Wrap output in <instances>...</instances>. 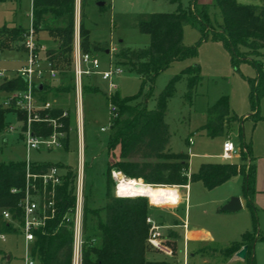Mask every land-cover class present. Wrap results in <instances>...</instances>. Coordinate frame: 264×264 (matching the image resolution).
<instances>
[{"label":"trees","instance_id":"16d2710c","mask_svg":"<svg viewBox=\"0 0 264 264\" xmlns=\"http://www.w3.org/2000/svg\"><path fill=\"white\" fill-rule=\"evenodd\" d=\"M97 1H103V5H106L110 0H80V45L82 51L91 53L109 48L106 43L90 42L88 38L89 29L84 22L83 10L86 5ZM168 1L176 4L172 12H141L136 16L137 29L149 37L146 46L120 45L114 52L115 65L123 66L127 72L138 75L142 87L147 86L148 90L145 93L141 91L139 97L120 96L117 91L108 96L109 103L115 107V115L113 117L109 115L110 132L107 146L110 152L118 147V158L116 161L108 162L105 199L99 209L92 214L95 218L92 223H87L88 213L95 209H90L84 198L81 264H172L166 259L147 258L148 252H151L146 241L149 228L146 217L150 204L145 196L114 195L110 187V181H113L110 175L112 169L127 178H135L144 183L168 185L175 197L177 196L175 185L200 180L205 188L211 189L240 174L246 205L253 213L252 229L242 232L239 240L230 242L220 249V253L228 258L241 246L246 245L247 264H254L250 257L253 244L255 240L264 241V233L260 231L257 233L255 208L252 203L256 169L248 146L243 145L240 148V164L203 162L197 171L187 176L189 156L182 151L169 150V128L164 119L167 99L171 96L175 81L182 74L174 75L168 80L155 97L153 108H147L146 104L154 77L172 60L195 55L196 45H184L182 36V26L191 23L198 27L201 38L210 35L213 39L220 40L229 51L233 63L240 59L251 61L255 77L248 82L250 98L255 105L258 94H264V62L249 55L264 59V4L212 0L211 4L218 9L221 18L220 23L213 25L209 5L197 3L196 0H186V5L182 0ZM74 11L75 0H32L33 30L45 31L52 38L54 46L50 47L46 57L52 66L60 71V82L57 86L43 84L41 89L36 88L42 102L48 99L49 92L74 91L68 73L71 64ZM25 32L26 29L22 26L2 25L0 45H3L5 40L19 43ZM21 47L22 45L18 49ZM183 74L188 78L186 95L189 96L199 79L198 65L188 66ZM24 87L23 78L17 74L10 78L4 77L0 81V91L23 90ZM87 88L82 86V91ZM9 110L0 105V131L5 128L4 118ZM62 110V107H53L47 112L51 116H56ZM206 115L207 119L200 129L208 136L221 135L225 123L234 119L230 114L227 96L219 97L210 105L206 109ZM18 116L22 117L20 113ZM64 120L67 126L68 117ZM40 131L46 135L50 132V127L43 124ZM66 144L67 137L63 140V147H66ZM247 159L249 162L245 165ZM50 165L32 162L31 169L38 172ZM24 175V160L0 162V210L7 209L10 212L9 220L0 216V232L7 235L20 234L19 203L24 194ZM75 175V171L70 169H65L60 174V183L55 189V214L45 220L43 227L34 230V239L30 246L34 264H71L72 229L71 223L65 222L63 216L71 214L74 207ZM36 185L40 186V182L36 181ZM167 191L169 192L168 187ZM168 231L176 237L177 234L173 230Z\"/></svg>","mask_w":264,"mask_h":264},{"label":"rangeland","instance_id":"374dc122","mask_svg":"<svg viewBox=\"0 0 264 264\" xmlns=\"http://www.w3.org/2000/svg\"><path fill=\"white\" fill-rule=\"evenodd\" d=\"M196 1L197 3L209 5L213 25L220 23L221 18L218 9L211 4L212 1H204L205 3L200 0ZM236 1L242 4H264V0ZM17 3V21L15 24L22 25L27 30L29 23L28 0H20ZM182 3L186 5V0H182ZM175 8L176 4L168 0H110L103 6L96 5V3L86 5L83 11L85 15L84 22L89 29V41L106 43L109 46L108 52L101 50L95 53L100 67L108 68L109 62L115 65L114 52L120 45L143 47L148 44V35L141 33L136 27L135 21L137 14L141 12H172ZM1 17L9 23L8 20L11 18L10 12L1 10ZM79 17L80 15L77 16V21H79ZM182 36L184 45H196L195 55L172 60L165 69L160 71L154 77L150 87L151 93L146 101L147 108H153L155 97L164 88L168 80L174 75L182 74L175 81L171 96L166 102L164 119L169 128V150L172 152L183 151L190 154L188 171L191 173L197 171L199 165L203 162L241 163L240 158L231 157L222 159L217 155L220 154L221 144L224 139H229L239 149L243 145H247L251 157H253L255 162L254 186H256L257 180H259L260 185L264 184V94H258L257 102L255 105L252 103L248 80L255 77L253 64L250 60L243 59L236 60L233 63L229 51L224 47L222 42L213 39L210 35L201 38L200 30L194 24L185 23L182 26ZM24 39L25 33H23L19 43L5 40L4 44L0 45V68L3 69V77H9L16 69L24 64L26 52L21 49L15 50L20 45L23 46ZM34 39L36 49H38L40 55L47 56L50 47L52 48L54 46L52 38L45 31H38L34 32ZM72 57L73 40L70 71L68 73L71 76L70 81L72 80L74 85ZM249 57L264 62V59L261 57H256L252 54ZM190 65H198L199 79L190 91L189 96H187L188 78L183 72ZM3 77L0 76V81ZM113 81L116 85V91L120 96L139 97L138 94L141 91L145 93L148 90L147 86L142 87V81L138 75L127 72L124 70V67L122 68V73L115 76ZM56 83L57 81H53L52 85ZM81 83L82 86L88 87L82 91L81 95L83 114V147L81 154L84 162L82 195L83 203L85 198L89 208L95 209L88 213L87 223H92L95 221L92 214L94 211H97L96 209H99L105 199L106 169L108 162L111 163L117 160L118 147H115L110 152L107 146V139L110 132V105L107 82L101 80L100 76L97 75H82ZM223 95L228 98L230 114L234 119L225 123L221 135L208 136L200 129V126L207 119L206 109ZM2 96V92L0 91V99ZM56 97L59 99L64 97V106L67 108L69 129L66 147L33 149L29 152V159L32 162L59 165L57 167L59 173H63L65 169H70L74 172L80 156L76 134L75 96L74 92L69 91L65 94L58 92L56 93ZM4 121L5 123L9 121V123L16 124L15 117L12 113H6ZM102 127L104 130H101ZM189 137L191 138V143L188 142ZM4 138H6V142L3 141ZM25 157V147L20 135L18 133L7 132L5 129L1 130L0 162L23 161ZM248 162L249 159L245 161V165ZM118 174L120 173L117 172ZM226 181H224L225 183L222 182L224 184H219L211 189L205 188L200 180L190 181L186 203H181L178 207L172 206L178 202L181 196L177 187H175L177 198L171 203L152 205L146 197L150 204L148 206V215L156 223L172 224L174 220H177L176 216L182 217L186 212L187 225L189 224L187 227L196 224L197 226L213 231L216 234V239L211 245L218 248L225 246L228 241L225 238H238L239 233L237 228L241 230L240 228L242 227L239 226H241L240 224L242 222H245L250 227L253 223V213L248 205L234 212H228L218 210L224 203L208 201V199H213L215 195H225L230 190V187L233 190V195L230 197L237 196L238 194L244 195L241 187L242 179L239 174L229 180L230 182ZM159 186H161L163 197L165 189V202H168L169 192L167 191V187L165 186L163 189L162 185ZM110 187L115 195L114 180L112 182L110 181ZM182 191H184L183 188L181 189ZM197 195H202L201 198H198V204L195 199ZM252 201L255 208L254 215L256 217L257 227L264 230V209H259L254 203V200ZM164 228L161 229L162 233L167 232V229ZM222 228H225V230H223V235H220ZM179 230L182 229H178L177 231ZM169 244L175 250V257L173 259L165 258L162 255L151 252H148L147 258L151 260L166 259L172 264H181L183 257V237H176L175 239V235H170ZM193 246V242H187L189 262L191 264H203L197 256H194L192 259L190 258ZM0 249L11 256L10 260L6 261L0 255V264L24 263V248L21 234L7 235L4 242L0 241ZM150 251H153L152 247H150ZM257 258L258 264H264V248L260 252L257 250ZM210 264L213 263L210 262ZM218 264L240 263H230L227 260H223L218 262Z\"/></svg>","mask_w":264,"mask_h":264},{"label":"built area","instance_id":"2783aa9c","mask_svg":"<svg viewBox=\"0 0 264 264\" xmlns=\"http://www.w3.org/2000/svg\"><path fill=\"white\" fill-rule=\"evenodd\" d=\"M30 17V25L25 32L23 47L26 52V59L22 66L16 69L15 74L21 76L25 82L23 90H14L5 95L0 105L11 111L20 113L22 117L17 119L16 124L7 123L6 131L10 133H18L25 147L26 157L25 163V187L24 194L20 200L21 208V225L20 234L23 239V264H34L30 255V246L34 239V230L43 227L47 218L53 217L55 214V195L56 186L60 183V174L57 166L51 164L45 170L33 172L31 169L32 161L29 159V152L33 149H52L63 147V140L66 137L65 118L68 117L67 110H62L59 115L51 116L47 110H51L54 106L52 102L46 100L42 102L39 99V93L36 85L46 84L59 78V69L52 66L50 60L46 56L40 55L36 49L34 30L32 26V14ZM79 24L74 22L73 37V79H74V96H75V114H76V134L77 143L80 149L78 165L75 175V201L74 207L69 215H64L63 220L71 223L72 229V256L71 264H81V249L83 245V114H82V75L93 76L98 75L107 82L110 95L116 91V85L113 78L122 73V68L112 65L109 62L108 68L102 69L95 53L82 51L79 37ZM0 76L3 77V69L0 68ZM5 77V76H4ZM3 77V78H4ZM109 115H115L114 105L109 103ZM46 110V111H45ZM45 111V112H44ZM18 124V126H17ZM45 124L50 127V132L46 135L40 131L41 126ZM110 125V121H109ZM101 130H104L102 127ZM240 149L236 147L229 139L223 140L221 144V153L219 157L228 159L238 156ZM114 169L111 170V176L115 182L116 177ZM189 176V173H186ZM36 181L40 182V186L36 185ZM179 190L184 188L187 191L188 183L183 185H175ZM115 195L119 196L116 193ZM181 198V196H180ZM177 203L172 206L178 205ZM152 204V203H150ZM154 205V204H152ZM0 216L10 219V212L7 209L0 210ZM146 221L149 223L147 243L154 251L161 253L164 257L174 258L175 250L169 244V238L161 231L164 225L156 223L148 215ZM184 230L187 228V221L183 220L180 225ZM6 233L0 232V241L6 240ZM186 236H183L185 241ZM181 264H189L186 245L183 247V257Z\"/></svg>","mask_w":264,"mask_h":264},{"label":"crops","instance_id":"0c3cea01","mask_svg":"<svg viewBox=\"0 0 264 264\" xmlns=\"http://www.w3.org/2000/svg\"><path fill=\"white\" fill-rule=\"evenodd\" d=\"M18 1H20V0H0V11L1 10L9 11L10 12V17H11V18L9 17L10 18V20H8L9 23L7 21H5L4 18L1 17L0 18L1 19L0 20L1 21L0 27L2 25L22 26V25L15 24L16 21H17L16 8H17V4H18L17 2ZM200 1H203V3H205L204 1H208V0H200ZM210 1H212V0H210ZM28 5H29V12H28V18H29L28 27H29V25H30V17H29V15L32 14V0H28ZM78 12H79V15H80V0H75V11H74V22L75 23L77 21V16H79ZM79 20H80V17H79ZM77 22L79 24V21H77ZM8 49H12V48H8ZM20 49L25 51L23 46ZM20 49H15V50H20ZM105 52H106V50H105ZM102 69H104V68H102ZM14 74H15V72L12 75H10L9 77H7V78H10ZM54 81H57V83L55 85H53V86H57L59 84V82H60V77L58 79L54 80ZM52 83H53V81H50V82H48L46 84H52ZM1 92H2V95H3L2 98H3L5 95H7L8 93H10L12 91H9V92L1 91ZM72 92H74V91L72 90ZM47 96H48L47 100L52 102L54 107H62L63 110H67V108H65V106H64V97L59 99V98L56 97V93H54V92H49L47 94ZM1 99H0V101H1ZM7 113H12L14 115L16 123H17V119L18 118L20 119V117L18 116L19 113H16V112L11 111V110H9ZM4 120H5V118H4ZM7 122H9V121H7ZM7 122L5 124V128H4L5 130H6ZM68 129H69V127H68V124H67L66 137H67V134H68ZM3 141L6 142V138H4ZM188 142L191 143V138L190 137L188 138ZM220 153H221V150H220ZM217 155L219 156V154H217ZM188 156H190V154H188ZM234 157L239 158V155L238 156H234ZM188 164H189V159H188ZM188 173H189V171H188ZM121 175H123V174H121ZM239 176H241V175L239 174ZM234 177H232V178H234ZM232 178H230L229 180H231ZM241 179H242V176H241ZM229 180H227V181L230 182ZM242 182H243V180H242ZM224 183H221V184H224ZM254 185H255V182H254ZM174 187H176V186H174ZM188 187H189V182H188ZM241 187H242V183H241ZM255 187H256V189H255ZM181 189L182 188H180V190H179L180 191V195H181L180 201H179L178 205H176L174 207H178L181 203H184V204L186 203L187 196H188L187 195V191H186V189L183 188L184 191L181 192ZM187 190H188V188H187ZM231 195H233V190L230 187V190L227 191V193L225 195H219V196L215 195L213 199H208V201H214V202H219V203H224L225 204L229 200ZM201 196L202 195H197V197H195L197 204H198V198H201ZM237 197H239V199H240L241 208L245 207L246 199H245L244 195L242 196L241 194H238ZM175 200L176 199L171 200L169 203H171V202H173ZM252 200H254V203L256 204V206L259 209H264V184L260 185L259 180H257L256 186H254V193H253V196H252ZM220 208L218 210H220ZM220 211H222V210H220ZM176 218H177V220H174V222L172 224L161 223V222H157V223L165 226L164 229H167V232L165 231L163 234L166 235L169 238V240H170V235L171 234L168 231V229L173 230L177 234L176 237H183L185 235L186 238H185V241L183 240L182 246L184 247V245H186V249H187V242H189V241L193 242L194 246L192 247V252L190 253V258L191 259L194 258V256H197L203 264H210V262H212L213 264H218V262H221L223 260L224 261L227 260V262H230V263L231 262H239L240 264H247V261H246L245 257L244 258H240V257H237L235 255V253H233L230 257L226 258V257L221 255L220 249H222L223 247H225L226 245H228L232 241L239 240L240 234L242 232H244L245 230H251L253 224L250 227V226H247V224H245V222H242V224H240L241 226H239V227H242V228H240L241 230H238V228H237V231L239 233L238 234L239 235L238 238H228L227 237L225 239L228 240V241L225 244V246H222V247L218 248V247H215V246L211 245V243L214 242V240L216 239L215 232L207 230L206 228L197 226L196 224H193V225L187 227L186 230H184L180 225H181V222L183 220L187 219L186 212L184 213V215L182 217L181 216H176ZM177 227H178V229H182V230L177 231L178 230ZM223 230H225V228L221 229L220 235H223V232H224ZM259 231L261 233H264V230H261V228L257 227V233ZM176 237H175V239H176ZM263 248H264V241L255 240V242L253 244V248H252L251 254H250V257L253 259L254 264H258L257 263L258 262L257 250H258V252H260V250H263ZM246 252H247V250H246ZM151 253L162 255L161 253H158V252H156L154 250L151 251ZM6 254H7L6 252H4L2 249H0L1 257L4 260H6V261L10 260L11 256L9 254H7L8 255V258H7ZM188 259H189V257H188ZM189 264H191V263L189 262Z\"/></svg>","mask_w":264,"mask_h":264},{"label":"bare ground","instance_id":"6f19581e","mask_svg":"<svg viewBox=\"0 0 264 264\" xmlns=\"http://www.w3.org/2000/svg\"><path fill=\"white\" fill-rule=\"evenodd\" d=\"M116 177V193L119 196H134V195H144L146 196L150 203L154 205L166 204L171 200L176 199L177 196H173L171 193V188L167 185H162L163 189L165 186L169 189V201L165 202V189H164V197L162 194L161 186L152 185L148 183H144L135 178H127L120 174L117 175V172L114 173ZM189 235V234H188Z\"/></svg>","mask_w":264,"mask_h":264},{"label":"water","instance_id":"95a60500","mask_svg":"<svg viewBox=\"0 0 264 264\" xmlns=\"http://www.w3.org/2000/svg\"><path fill=\"white\" fill-rule=\"evenodd\" d=\"M96 5H99V6L103 5V1H97ZM106 52H108L107 49H106ZM36 88L41 89L42 84L36 85ZM141 196H144V195H141ZM239 208H241V203H240L239 197L232 196L229 198V200L224 205L221 206L220 210L228 211V212H234V211L238 210ZM246 250H247V246L243 245V246H241V248L239 250H237L235 252V255L237 257L244 258L245 254H246ZM7 258H8V255H7Z\"/></svg>","mask_w":264,"mask_h":264}]
</instances>
